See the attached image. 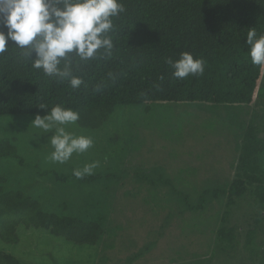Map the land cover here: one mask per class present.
<instances>
[{"label":"rangeland","instance_id":"obj_1","mask_svg":"<svg viewBox=\"0 0 264 264\" xmlns=\"http://www.w3.org/2000/svg\"><path fill=\"white\" fill-rule=\"evenodd\" d=\"M32 119L0 117V141H9L23 160L0 159L3 189L23 192L45 212L95 220L102 234L95 245H75L19 226L18 243L0 242V253L22 264H264V201L255 184L231 204L226 195H208L199 212L182 202L187 197L194 206L207 190L245 181L242 145L249 125L264 152V76L246 107H119L98 129L69 125L91 137L93 147L64 164L47 159L52 133L33 127ZM93 161L100 166L92 175L108 180L57 184L38 173L67 176ZM219 230L230 232L231 243L217 237Z\"/></svg>","mask_w":264,"mask_h":264},{"label":"trees","instance_id":"obj_2","mask_svg":"<svg viewBox=\"0 0 264 264\" xmlns=\"http://www.w3.org/2000/svg\"><path fill=\"white\" fill-rule=\"evenodd\" d=\"M125 12L113 18L115 31L110 59L90 62L84 69V83L72 89L67 82L45 76L19 59L14 46L0 55V117L46 114L40 104L50 110L55 105L72 108L79 113L75 124L82 129L100 128L116 108L150 106H249L258 96L264 76V65H254L245 43L247 32L254 28L264 34V0H122ZM6 31V30H5ZM182 52L205 61L202 75L184 80L172 77L168 58L178 59ZM109 73H119L115 83ZM163 76V80L160 77ZM104 83L100 92L94 85ZM11 158L23 165L16 148L7 140L0 141V159ZM242 166L245 181L227 189L203 192L197 205L187 197L180 200L194 212L205 207L206 196L241 197L246 185L255 184L257 196L264 201L263 144L247 127L242 145ZM52 175L57 184L77 182L81 185L108 180L110 177L88 175L82 179L59 175L54 171L38 172ZM7 181L0 176V242L16 244V229H41L52 236L75 245H95L102 228L95 220L56 215L42 210L40 204L21 191H5ZM181 197V196H180ZM253 232L248 234V242ZM217 237L228 244L230 232L219 230ZM0 264H22L11 255L0 253Z\"/></svg>","mask_w":264,"mask_h":264},{"label":"clouds","instance_id":"obj_3","mask_svg":"<svg viewBox=\"0 0 264 264\" xmlns=\"http://www.w3.org/2000/svg\"><path fill=\"white\" fill-rule=\"evenodd\" d=\"M124 12L122 0H0V55L14 46L19 59L31 61V66L45 76L78 89L90 62L112 57L113 18ZM245 43L252 64L264 65V34L258 36L250 28ZM166 63L172 69V77L178 80L202 75L205 68L202 58H194L188 52H182L175 60L168 58ZM118 78L119 73L108 74L112 83ZM104 86L103 82L98 83L93 90L100 92ZM39 108L45 109L46 114L35 115L31 124L42 133H52V151L47 157L50 162L64 164L74 153H86L93 147L91 137L67 130L79 120L77 111L59 104L50 110L45 104ZM99 166V161L86 163L74 169L73 174L82 179L94 174Z\"/></svg>","mask_w":264,"mask_h":264}]
</instances>
